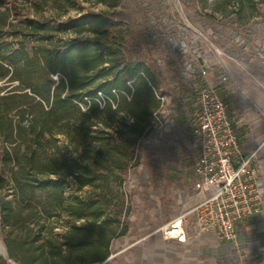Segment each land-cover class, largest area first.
Instances as JSON below:
<instances>
[{
	"label": "trees",
	"instance_id": "obj_1",
	"mask_svg": "<svg viewBox=\"0 0 264 264\" xmlns=\"http://www.w3.org/2000/svg\"><path fill=\"white\" fill-rule=\"evenodd\" d=\"M263 3L212 0L215 10L235 14L239 23L248 22ZM12 8L15 3L0 0V79L9 82L0 85V92L11 86L0 94V136L6 143L2 158L13 163L9 170L0 169V227L8 256L20 264L101 263L110 255L112 240L126 233L125 199L120 194L109 211L104 198H93L85 190L94 178L90 168L74 160L60 168L55 158L45 159L50 147L46 140L62 133L76 150L94 135L97 121H106L101 113L109 112L133 119L124 131L135 143L148 133L160 106L157 81L143 62L126 56L125 38L108 28V19L101 15L86 12L63 20L28 15L11 22ZM95 25L102 27L98 36L64 35ZM55 75L62 76L60 81ZM100 93L108 98L102 108ZM115 150L123 152L117 146ZM110 155L117 167H125L133 152ZM104 176L117 182V176ZM68 187L73 191L66 198ZM65 199L70 217L61 224L53 209Z\"/></svg>",
	"mask_w": 264,
	"mask_h": 264
},
{
	"label": "rangeland",
	"instance_id": "obj_2",
	"mask_svg": "<svg viewBox=\"0 0 264 264\" xmlns=\"http://www.w3.org/2000/svg\"><path fill=\"white\" fill-rule=\"evenodd\" d=\"M10 1L16 4V9H10L8 20L11 22L28 15L63 20L86 12L99 14L108 19V28L125 38L123 48L126 56L140 60L150 69L158 84L160 106L153 112L151 127L145 136L133 143L124 131V126H130L133 119L124 113L110 112V116L109 112H104L101 115L106 121H97L93 126L94 135L89 141L79 144L76 150L72 149L73 144L62 133L46 140L50 147L45 159L55 158L60 168L63 162L71 163L73 160L88 166L91 170L89 175L94 178L85 190H90L93 198H104L109 203V211L114 209L120 194L124 197L126 233L112 240L110 255L104 260L107 264H127L128 261L135 264L186 263L187 260H181L175 252L180 247L165 242L156 231L183 212L179 194L185 193L192 185L189 168L197 156L191 144L195 139V129L192 134L188 127L194 120L193 113L188 115V104L193 99H190V94L194 92L192 78L196 75L195 70L203 64H210L217 74L224 72V66L230 71V79L221 85L222 91L230 99L233 94L239 93L241 84L234 75L237 66L228 50L241 53L239 36L243 40L252 39L255 26L252 29L250 26L240 27L235 14L226 16L215 10L212 0L207 4L202 0ZM256 10L247 20L263 23L264 3ZM93 28L76 34L66 31L64 35L81 39L98 36L102 27L95 25ZM61 78V75L54 77L57 82ZM8 83L0 79V85ZM98 100L102 108L108 98L100 93ZM112 108H116L115 101H112ZM83 109H86L85 105ZM83 118H79L77 123ZM30 121L31 115H27L25 122ZM4 144L0 136V169L9 170L13 163L3 161ZM116 146L122 148L125 154L133 152L125 167H117V161L111 159V151L117 157H125L123 152L115 150ZM18 153L23 154V146ZM105 174L112 178L117 176V182L113 179L106 181ZM118 180L122 182L119 191ZM72 191L71 187L67 188L66 198ZM56 204L53 210L60 223L64 224L70 217L67 199ZM0 244L7 251L1 227ZM1 260L20 264L2 253Z\"/></svg>",
	"mask_w": 264,
	"mask_h": 264
},
{
	"label": "crops",
	"instance_id": "obj_3",
	"mask_svg": "<svg viewBox=\"0 0 264 264\" xmlns=\"http://www.w3.org/2000/svg\"><path fill=\"white\" fill-rule=\"evenodd\" d=\"M246 26H250L251 29L255 26L252 31L253 38L243 40L242 36H239L238 48L241 53L237 54L228 50L229 55L236 63L235 66H237L234 75L241 84V91L233 94L230 99L228 95L224 94L221 87L226 81L222 82L220 78L221 75L226 72L230 73V71L223 66L224 72L220 71L221 73L217 74L214 73L216 70L211 68L210 64H203L195 70L196 75L193 74L194 92L190 94V99H193L188 104V115L193 113L197 85L201 82L214 85L217 92L229 103V113L234 121L243 154L248 155L260 146L254 163L262 198V208L249 218L237 222L236 238L233 241L220 242L211 233L197 234L192 219L187 225L188 238L186 241L180 242L173 238L165 239L159 233L165 242L180 247V250L175 252L181 257V260L184 258L187 260L184 264H264V22L257 24L249 20L240 23V27ZM193 121L188 126L192 134L195 129V121ZM191 144L197 156L189 168L190 175L188 173L192 185L185 193L179 194L182 211L191 208L204 196V192H198L193 187L198 178L196 168L198 150L195 139ZM131 263L135 264L132 261H128L127 264Z\"/></svg>",
	"mask_w": 264,
	"mask_h": 264
},
{
	"label": "built area",
	"instance_id": "obj_4",
	"mask_svg": "<svg viewBox=\"0 0 264 264\" xmlns=\"http://www.w3.org/2000/svg\"><path fill=\"white\" fill-rule=\"evenodd\" d=\"M220 78L228 81L230 73ZM193 116L198 150V178L193 187L204 196L156 232L165 239L186 241L192 219L197 234L211 233L220 242L233 241L237 222L262 208L254 163L260 146L243 154L229 104L210 83L197 85Z\"/></svg>",
	"mask_w": 264,
	"mask_h": 264
},
{
	"label": "bare ground",
	"instance_id": "obj_5",
	"mask_svg": "<svg viewBox=\"0 0 264 264\" xmlns=\"http://www.w3.org/2000/svg\"><path fill=\"white\" fill-rule=\"evenodd\" d=\"M0 253H2L3 255L6 254L5 248H4V246L2 244H0Z\"/></svg>",
	"mask_w": 264,
	"mask_h": 264
},
{
	"label": "water",
	"instance_id": "obj_6",
	"mask_svg": "<svg viewBox=\"0 0 264 264\" xmlns=\"http://www.w3.org/2000/svg\"><path fill=\"white\" fill-rule=\"evenodd\" d=\"M5 252H6V254H5V256H8V254H7V251L5 250ZM103 262H105V261H103ZM102 264V263H101Z\"/></svg>",
	"mask_w": 264,
	"mask_h": 264
}]
</instances>
